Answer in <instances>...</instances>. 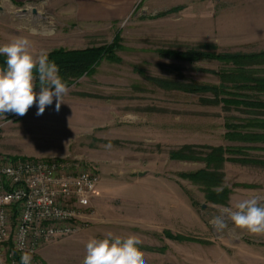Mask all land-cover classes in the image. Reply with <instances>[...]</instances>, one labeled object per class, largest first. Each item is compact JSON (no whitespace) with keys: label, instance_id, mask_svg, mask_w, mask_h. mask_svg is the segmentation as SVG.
Listing matches in <instances>:
<instances>
[{"label":"rangeland","instance_id":"374dc122","mask_svg":"<svg viewBox=\"0 0 264 264\" xmlns=\"http://www.w3.org/2000/svg\"><path fill=\"white\" fill-rule=\"evenodd\" d=\"M263 1L0 0V45L26 38L38 56L118 44L117 60L65 83L59 112L54 98L40 116L35 104L0 114V153L100 175L92 216L39 249L45 264H83L88 241L109 234L137 235L145 264H264V236L211 223L244 199L264 206V87L239 77L264 80V59L233 60L264 52ZM188 49L224 57L165 55Z\"/></svg>","mask_w":264,"mask_h":264},{"label":"built area","instance_id":"2783aa9c","mask_svg":"<svg viewBox=\"0 0 264 264\" xmlns=\"http://www.w3.org/2000/svg\"><path fill=\"white\" fill-rule=\"evenodd\" d=\"M100 180L63 159L0 153V264H20L24 252L31 264H45L39 249L83 227Z\"/></svg>","mask_w":264,"mask_h":264},{"label":"clouds","instance_id":"9594fccd","mask_svg":"<svg viewBox=\"0 0 264 264\" xmlns=\"http://www.w3.org/2000/svg\"><path fill=\"white\" fill-rule=\"evenodd\" d=\"M0 55L6 57V64L0 68V114L11 112L19 116L27 114L35 104L40 116L47 106L53 104L59 112L67 85L59 76V68L49 63L46 53L36 55L30 51V41L17 38L0 45ZM39 85V92L35 90ZM233 208H224L220 216L211 223L217 231L227 225L224 217L249 234L264 236V206L257 198H248L236 203ZM140 238L133 234L127 238L108 236L92 238L86 244L83 264H145L144 253L139 247ZM32 255L24 252L20 264H31Z\"/></svg>","mask_w":264,"mask_h":264},{"label":"trees","instance_id":"16d2710c","mask_svg":"<svg viewBox=\"0 0 264 264\" xmlns=\"http://www.w3.org/2000/svg\"><path fill=\"white\" fill-rule=\"evenodd\" d=\"M118 47V44L114 42L110 45V47H90L86 49H65L59 48L51 51L48 56L49 63H54L59 68V76L64 83L70 82L73 79L81 77L85 73L92 72L94 69V65L104 56L108 57L109 59H115L116 56L113 55L114 49ZM169 57L177 60H183L188 62H195L204 59H217L222 58L224 56L218 55L215 53H208L200 50L195 49H188V50H173L171 52L165 53ZM237 59V60H236ZM255 59V60H252ZM259 59V60H258ZM260 59H264V52L259 54H252V55H238L234 57V63L236 65L240 64L242 66L250 64V62L260 61ZM117 60V58H116ZM243 61V62H241ZM6 64V57L4 55H0V68L4 67ZM242 71V70H241ZM239 77H243L248 81H253L257 84L258 87H264V80L263 79H255L249 78V76L242 72L239 74ZM240 78V79H241ZM178 88L187 91V92H199L201 88L195 87L189 84H178ZM36 89L39 91V85L37 81ZM244 101V100H241ZM238 101V102H241ZM247 102V101H246ZM250 104L252 103L249 101ZM260 103V102H258ZM216 151L223 153V148L218 147ZM224 161V160H223Z\"/></svg>","mask_w":264,"mask_h":264},{"label":"crops","instance_id":"0c3cea01","mask_svg":"<svg viewBox=\"0 0 264 264\" xmlns=\"http://www.w3.org/2000/svg\"><path fill=\"white\" fill-rule=\"evenodd\" d=\"M262 4L264 5V1L262 2Z\"/></svg>","mask_w":264,"mask_h":264},{"label":"water","instance_id":"95a60500","mask_svg":"<svg viewBox=\"0 0 264 264\" xmlns=\"http://www.w3.org/2000/svg\"><path fill=\"white\" fill-rule=\"evenodd\" d=\"M34 11H36V10L34 9Z\"/></svg>","mask_w":264,"mask_h":264}]
</instances>
